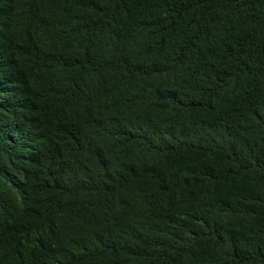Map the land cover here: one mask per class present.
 I'll return each instance as SVG.
<instances>
[{
	"label": "trees",
	"instance_id": "1",
	"mask_svg": "<svg viewBox=\"0 0 264 264\" xmlns=\"http://www.w3.org/2000/svg\"><path fill=\"white\" fill-rule=\"evenodd\" d=\"M0 264H264V0H0Z\"/></svg>",
	"mask_w": 264,
	"mask_h": 264
}]
</instances>
